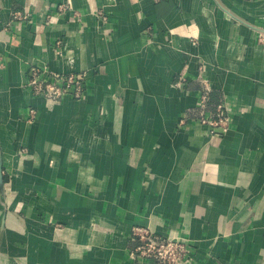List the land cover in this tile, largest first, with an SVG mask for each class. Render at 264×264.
Masks as SVG:
<instances>
[{
    "label": "crops",
    "instance_id": "crops-1",
    "mask_svg": "<svg viewBox=\"0 0 264 264\" xmlns=\"http://www.w3.org/2000/svg\"><path fill=\"white\" fill-rule=\"evenodd\" d=\"M0 161V264H140L136 226L264 264V0H0Z\"/></svg>",
    "mask_w": 264,
    "mask_h": 264
},
{
    "label": "built area",
    "instance_id": "built-area-1",
    "mask_svg": "<svg viewBox=\"0 0 264 264\" xmlns=\"http://www.w3.org/2000/svg\"><path fill=\"white\" fill-rule=\"evenodd\" d=\"M45 75V76H44ZM28 88L37 95L59 103L66 97L81 100L88 89V73H49L32 71ZM208 96L204 95L196 108L200 110L197 121L209 129L211 137L223 135L231 127L227 107L222 103L217 111L207 110ZM132 257L140 264L152 261L153 264H190L193 250L188 241L179 237L164 236L144 226H136L132 231Z\"/></svg>",
    "mask_w": 264,
    "mask_h": 264
},
{
    "label": "water",
    "instance_id": "water-1",
    "mask_svg": "<svg viewBox=\"0 0 264 264\" xmlns=\"http://www.w3.org/2000/svg\"><path fill=\"white\" fill-rule=\"evenodd\" d=\"M0 183L3 185L4 183V178H3V166L2 162L0 161Z\"/></svg>",
    "mask_w": 264,
    "mask_h": 264
}]
</instances>
